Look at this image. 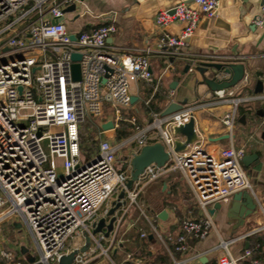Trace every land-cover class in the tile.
Here are the masks:
<instances>
[{"label": "built area", "instance_id": "built-area-1", "mask_svg": "<svg viewBox=\"0 0 264 264\" xmlns=\"http://www.w3.org/2000/svg\"><path fill=\"white\" fill-rule=\"evenodd\" d=\"M73 3L76 9L71 14L85 12L79 6L83 0H0V222L17 215L38 252L36 263L56 264L79 248L75 238L90 232L103 204L124 186L129 167H117L112 162L114 152L126 147L129 158L141 146L161 142L168 161L147 165L124 199L126 208L134 206L144 215L138 199L143 188L168 172H180L202 213L181 222L175 249L184 252L187 235L203 238L213 227L209 213L213 203L225 201L237 190L251 189L241 164L244 150L235 147L232 135L238 108L251 97L220 88L208 100L169 114L149 109L144 120L136 115L123 117L121 109L131 104L130 84L137 81L152 87L144 100L149 108L160 77L154 79L148 56L184 55L186 40L201 17L216 15L219 0H192L194 5L179 0L159 10L153 19L162 29L156 46L144 47L139 54L112 49L108 39L117 32L113 22L71 32L62 18L63 9ZM177 21L182 28L171 35L168 28ZM253 24L264 26V5ZM73 52L81 54L79 80L71 76ZM223 103L230 106L220 118L228 137L217 153L200 144L187 152L174 150L172 126L184 124L195 109ZM107 105L112 109L113 129L125 120L133 132L111 144L99 131L96 151L87 154L80 144L81 123L89 116H101ZM102 238L92 236L99 247ZM221 245L225 251L215 264H238L226 243ZM100 249L106 254V249ZM1 254L6 264H21L13 261L10 252ZM251 254V249L245 250L243 264H257ZM86 259L85 252H78L73 264H84Z\"/></svg>", "mask_w": 264, "mask_h": 264}, {"label": "crops", "instance_id": "crops-1", "mask_svg": "<svg viewBox=\"0 0 264 264\" xmlns=\"http://www.w3.org/2000/svg\"><path fill=\"white\" fill-rule=\"evenodd\" d=\"M176 1L179 0H83L81 7L85 12L76 13L77 17L80 16L79 20H75L77 17L72 14L73 17L68 19L75 21L67 27L74 33L113 22L117 32L108 39L112 49L117 53L139 54L144 47H155L162 32L153 23L156 13ZM184 1L194 5L192 0ZM262 5L264 0H219L216 15L201 17L193 35L186 40L182 48L184 55L169 56L168 59L154 53L148 56L154 79L160 77L151 106L146 107L144 100L150 96L152 87L144 81L132 82L130 93L136 96V100L123 108L126 115L122 112L123 117L136 115L144 120L149 118V109L163 113L171 104L184 106L208 100L214 91L208 81L217 83L230 80L234 72L226 73L206 64L218 63L223 68L230 63L239 64L243 68V76L235 85L227 88L233 90L236 96L251 99L239 106L245 113H239L238 109L232 135L236 148H242L244 155L257 154V159L262 163L260 171L253 170L249 174L248 170L254 162L248 166L241 162L257 209L242 222L236 212L241 203H237L235 212L229 209L232 194L219 202V208H215L216 203H213L209 207L213 222L209 233L203 238L187 235L186 250L177 251L175 238L180 232L181 222L199 217L202 213L180 172L171 171L147 184L140 192L138 199L144 215L134 206L126 208L124 199V204L116 211V221L109 237L96 234L103 236L99 244L106 249V254L92 240L85 251L87 259L84 264H173L174 261L181 264H215L225 251L222 242L226 243L229 253L238 259V264L245 261L242 255L246 249L252 250L250 258L256 259L257 264H264V26L253 24ZM182 25L181 22H174L168 32L177 35ZM229 107V104L223 103L195 109L196 138L187 143L185 135L179 132L174 134L171 128L169 132L174 147L176 142L186 143V149L179 152H187L193 145L200 144L217 153L228 137L220 118ZM111 116L112 111L97 127V132L102 131L104 138L108 131L115 134L118 128L107 131L101 128L102 123L112 119ZM127 172L129 174V168ZM118 191L106 201L109 207ZM107 209L103 213L99 211V217L104 216ZM212 209L213 213L210 212ZM161 212L164 214L159 217ZM21 226L26 228L22 222L14 221L7 230L0 229V264H6L1 254L5 250L13 254V261L21 264H35L38 260V255L33 254L27 244L17 237ZM150 234L152 238L148 237ZM142 238H147L149 243L142 245ZM74 243L81 247L84 244L83 235L77 237Z\"/></svg>", "mask_w": 264, "mask_h": 264}, {"label": "water", "instance_id": "water-1", "mask_svg": "<svg viewBox=\"0 0 264 264\" xmlns=\"http://www.w3.org/2000/svg\"><path fill=\"white\" fill-rule=\"evenodd\" d=\"M76 9V4H70L69 6L63 9L65 18H72L71 12ZM78 15L75 14L74 17ZM103 17H106L105 15ZM70 38L72 40L75 39V35L71 34ZM81 58V54L79 52H73L71 54L72 64H71V76L73 80L80 79V65L79 60ZM208 67L216 68L217 70L229 73L233 71L234 74L230 80L221 81V82H213L209 80L208 82L213 85L214 90L220 88H227L235 85L243 76V68L239 64L230 63L226 67L223 68L222 64L218 63H209L206 64ZM104 81V80H102ZM20 89V88H19ZM136 100V96L130 97V102H134ZM181 106L179 104H171L169 105L162 114H169L176 110H179ZM243 119V117L241 118ZM101 128L104 131L113 128L112 120H107L106 122L101 124ZM172 130L175 133H181L185 135L186 142H192L196 138L195 133V125H194V117L193 114L190 115L189 119L182 125L172 126ZM224 136V138H226ZM187 144H181L180 142H176V146L174 150H184L186 149ZM169 159V154L165 150L164 145L161 142H154L152 144H145L139 148V150L128 158L125 156V162L122 169H126L129 167V176L127 177L124 186L121 187L116 195L115 200L112 202V205L107 209L104 216H100L96 221L92 222L90 232L84 231V244L79 247L71 250L67 254L63 255L62 258L56 264H72L74 262L75 255L78 252H85L89 249L92 241V236L96 234H102L104 237H109L110 233L113 231L114 222L116 221V211L124 204L125 192L128 189H131L134 182L138 180L139 175L142 173L143 169L154 163L157 166L164 165ZM241 162L244 166H248L251 162H254V165L248 170V173L251 174L253 170L260 171L261 170V161L257 159V154H246L242 157ZM238 202L241 203V207L238 211H236L240 217V219H245L246 216L252 214L257 209V202L249 189H240L232 193L231 202L229 209L235 212V207L238 206ZM220 204L216 203L215 208H219ZM213 213V209L210 210ZM164 212L159 214V217H162ZM106 217H109L106 221ZM152 238L150 234L148 236Z\"/></svg>", "mask_w": 264, "mask_h": 264}, {"label": "rangeland", "instance_id": "rangeland-1", "mask_svg": "<svg viewBox=\"0 0 264 264\" xmlns=\"http://www.w3.org/2000/svg\"><path fill=\"white\" fill-rule=\"evenodd\" d=\"M79 6L81 7L82 5H79ZM79 19H80V16L77 17V19H75V20H79ZM62 20H64V22L66 23V26L70 22L75 21L74 19H68V18H64V19L62 18ZM111 111H112L111 107L107 105V106H105L103 108V112H102L101 116H97V117L89 116V117L85 118V120L81 123V127H80V134H81L80 144H81V149H82L83 152H85L87 154L94 152V149L96 148V145H97L99 137H100L99 133L97 132L98 131L97 127H99V122H101L102 119H104L105 116H107L108 113H110ZM125 115H126V112H125ZM101 137L104 138L102 135H101ZM105 139L109 140L111 142V144H115V143H117L119 141L117 139V137H116V133L113 134V132H111V131H108L105 134ZM43 146H44L45 152L48 153V149H47V146H46V141L43 142ZM127 151L128 150L126 149V147H122V148H119L117 151H115L114 154L112 155V162L117 167L120 166L121 169H122V165H121L120 161H122V157L125 156ZM109 205H110L109 202H106L105 204H103V206L100 209V213H103L109 207ZM14 221H16L18 223H21L20 219H19V217L17 215L9 216L4 221L0 222V229H4L5 228L7 230L8 226L12 225ZM19 229L20 230H19V233L17 234V237L19 239L23 240L27 244L29 250L33 254L38 255V252L36 250L34 242H33L32 238L30 237V235H28V232L26 231V228L21 226ZM75 240H77V237L75 238ZM100 248L101 247L98 246L99 250H100ZM6 251L9 252L8 250H5V252Z\"/></svg>", "mask_w": 264, "mask_h": 264}, {"label": "trees", "instance_id": "trees-1", "mask_svg": "<svg viewBox=\"0 0 264 264\" xmlns=\"http://www.w3.org/2000/svg\"><path fill=\"white\" fill-rule=\"evenodd\" d=\"M150 106H151V104H150ZM238 109H239V113H241V114L245 113L244 109H242V108H238ZM121 112H126V111H124V109H121ZM123 114H125V113H123ZM132 132H133L132 125L125 120H121L119 122V126H118L117 131H116V137L118 140H121L122 138L129 136ZM80 138H81V134H80ZM97 147H98V144L96 145V148L94 149V151H96ZM141 243H142V245H147L149 243V240L147 238H142ZM161 258H163V257H160V259ZM163 260H165V259H163Z\"/></svg>", "mask_w": 264, "mask_h": 264}]
</instances>
